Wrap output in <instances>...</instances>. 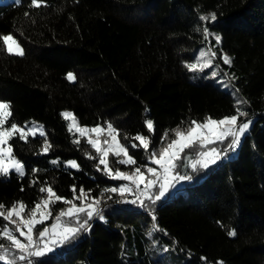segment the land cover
<instances>
[{
	"label": "trees",
	"instance_id": "16d2710c",
	"mask_svg": "<svg viewBox=\"0 0 264 264\" xmlns=\"http://www.w3.org/2000/svg\"><path fill=\"white\" fill-rule=\"evenodd\" d=\"M212 12L216 21L199 19ZM204 27L213 34L207 39ZM6 34L24 51L9 55L0 40V101L11 105L9 125L37 122L45 136L24 141L16 135L9 142L25 176H0V204L22 201L29 211L46 196L40 187L72 200L75 185L76 195L83 188L86 200H101L97 207L105 217L94 216L87 231L54 252L31 257L33 264H264V0H44L39 8L31 0L0 1V36ZM209 49L217 53L210 68L186 67ZM224 54L231 65L223 63ZM68 73L76 79L69 81ZM238 100L247 101L240 107L248 115L240 121H251L240 145L208 169L197 165L194 171L189 161L179 166V174L193 179L155 204L145 201L156 221L138 203L118 202L134 195L104 191L121 180L97 170L94 149L61 115L70 111L81 126L111 123L137 164L110 156L109 165L128 170L150 164L148 155L159 150L166 131L163 144L173 139L172 129H186L193 120L235 114ZM148 119L154 132L146 128ZM137 134L151 139L148 152L131 147L139 143ZM68 160L79 170L67 167ZM50 207L43 226L65 203ZM233 229L237 235L228 236Z\"/></svg>",
	"mask_w": 264,
	"mask_h": 264
},
{
	"label": "snow or ice",
	"instance_id": "6c2138e0",
	"mask_svg": "<svg viewBox=\"0 0 264 264\" xmlns=\"http://www.w3.org/2000/svg\"><path fill=\"white\" fill-rule=\"evenodd\" d=\"M15 3L19 4L20 0H15ZM44 3V0H31L33 7L39 8ZM27 15V13H26ZM201 21H216L217 15L215 12L207 15H201L199 17ZM204 38L207 39L213 35L208 27L203 28ZM2 40L3 50L9 55L24 54L23 48L19 41L12 35L6 34L0 36ZM221 37L216 35L215 42L219 44ZM217 55L211 49L208 52L201 51L197 63H188L186 67L190 71H196L199 69L203 71L206 68H210L213 63V59ZM205 56L210 58L204 60ZM203 60V63L200 61ZM223 63L225 65L232 64V58L227 54L222 56ZM213 77L217 75L215 71L211 73ZM69 81L76 79L73 73L67 74ZM247 104L245 100H238L235 109V114L224 116L219 119L207 117L203 122L193 120L190 122L186 129L177 127L172 129L171 132L174 136L166 144L163 141L168 140L169 132L166 131L161 137L162 146L158 151H152L148 155V161L156 167H150L147 164L134 167L131 172L121 171L119 168L113 170L109 165V154L111 153L115 157L119 158L123 156V159H117L116 163L122 165H136L137 160L132 154L129 153V148L120 143L119 131L113 127L111 123H108L106 127L96 125L88 128L80 126L76 121L73 113L65 111L61 115L65 120H70L68 130L72 132L74 129L79 133L80 137H87V143L95 150L99 161L97 164V170L103 171L110 179L124 180L129 183L123 184L120 187L107 188L104 191L110 193H118L121 197L125 194H132L135 199H124L123 203L139 204L140 207L149 209L151 218L156 221V216L151 212L150 205L145 201H151L155 204L156 201L161 200L165 196V193L175 187L174 181H190L193 179L191 175H181L176 171L178 168V162L183 159V154L186 149L194 148L199 145L204 148L208 145L223 143L226 140L230 142L227 148L220 150L217 147L208 148L207 151H201L198 153L200 159L190 162L191 168L197 170V165L202 169H208L211 165L216 164L223 155H226L229 150L235 151L240 145L242 137L246 134L250 127L251 121L241 122L240 117H246L248 113L242 111L240 105ZM12 116L11 105L9 102L0 101V176H8L11 172H16L21 178L25 176V165L17 159L13 153V147L9 143L13 137L19 136V139L27 141L29 135H35L38 128H28L26 126H19L15 122H11L9 125V118ZM146 128L151 133L154 132V122L151 119L146 120ZM8 125V126H6ZM39 134L45 136V133L40 130ZM107 138L101 140L102 135ZM93 135L95 138H93ZM139 143H133L132 148L141 147L145 152H148L150 146H152L151 139L144 134H137L134 138ZM76 144L80 143L79 138L73 141ZM51 148V144L45 138L44 146L42 148L43 153H47ZM90 159H96L94 156H89ZM58 159L51 161L53 165L58 164ZM66 166L72 169L79 170V164L76 160H68ZM101 166H103L101 168ZM33 173L37 172V169L32 170ZM35 184L36 181H31ZM134 185L135 187H131ZM158 185V188H157ZM143 186V187H141ZM157 189V194L153 195L152 190ZM23 191V188L21 189ZM41 193H46L39 202L27 211L25 214L27 205L22 201L15 202L8 208L5 205L0 204V217L7 221L0 227V237L4 238L8 243H0V261L4 264H17V261L27 264H33L31 257H43L47 253H52L55 247L64 245L67 242L75 239L81 231H87L89 228V221L94 217H99L100 220H104V215L99 207H97L101 200L92 198V202L85 205L83 201L87 199L88 194L83 188L80 189L79 195H76V186H72L73 199L69 200L57 194V192L51 186L40 187ZM103 195V194H102ZM111 199V197H109ZM80 200L81 204L77 205L74 201ZM55 202H63L70 205L66 209L61 211L55 216V222L50 226L43 227L36 233L34 230L37 225H42L47 219L52 216L51 205ZM84 213L86 218L80 219V214ZM39 214V215H38ZM62 217H68L69 222H62ZM75 219L76 226L71 225V221ZM9 224L14 225V229L9 227ZM155 227V225H154ZM14 233H18L17 236ZM228 236L235 237L237 232L233 229L228 231ZM23 238V239H21ZM15 253H18L16 255ZM11 256V259L9 258ZM201 260H206V257H201ZM217 264H223V261L217 262Z\"/></svg>",
	"mask_w": 264,
	"mask_h": 264
},
{
	"label": "rangeland",
	"instance_id": "374dc122",
	"mask_svg": "<svg viewBox=\"0 0 264 264\" xmlns=\"http://www.w3.org/2000/svg\"><path fill=\"white\" fill-rule=\"evenodd\" d=\"M1 2H7V1H15V0H0ZM206 59H208V57H205ZM205 59V60H206ZM65 112V111H64ZM68 112H70V111H68ZM247 121H249L248 119H246V120H242L241 122H247ZM67 122H68V125H69V123H71V121L70 120H67ZM21 126H26V127H28V128H38V131L36 132V134H39V131L40 130H42L43 132H44V130H43V127H42V125H40L39 123H37V122H27V123H24V124H22ZM81 126V125H80ZM84 127H88V126H84ZM91 127H94V126H91ZM91 127H88V128H91ZM104 127H106V125H104ZM74 132H76L75 131V129L73 130ZM78 135H79V133L78 132H76ZM80 136V135H79ZM82 138H84L86 141H87V137H82ZM93 138H95V136L93 135ZM105 138H107V136H106V134L105 135H102L101 137H100V139L101 140H103V139H105ZM119 138V137H118ZM174 138V137H173ZM120 140V139H119ZM230 142V138H229V140H226V141H224L223 143H216V144H212V145H208V146H206V147H204V148H201L199 145H197L196 147H194V148H190L187 152H184V154H183V159L181 160V161H179L178 162V165L179 166H184L185 165V163H187L188 161H189V165H190V162L191 161H194V160H197V159H200V157L198 156V153L199 152H201V151H207L208 150V148H211V147H217L218 149H220V150H223V149H225V148H227V145H228V143ZM120 143H122L121 141H120ZM95 151V150H94ZM231 152V154H233L235 151H230ZM96 153V152H95ZM230 154V155H231ZM97 155V154H96ZM190 155H192L191 156V158L193 157V159L191 160V158H190ZM110 156H113L114 158H116V160L117 159H123L124 157L123 156H121V157H119V158H117V157H115L114 155H112L111 153L109 154V157ZM98 157V156H97ZM109 157H108V160H109ZM98 159H99V157H98ZM148 166H150V167H156V165H152V164H147ZM125 166H132V165H125ZM179 166H178V168L176 169V171L178 172V170H179ZM133 170V168H130V169H128V170H121V171H124V172H131ZM126 183H129L128 181H124V180H121V181H119V186H117V187H120V186H122L123 184H126ZM174 184H175V187H173V188H170L166 193H165V195L167 194V193H171V192H173L175 189H177L180 185H182V183H183V181H174L173 182ZM131 187H135L134 185H130ZM141 187H143V186H141ZM157 188H158V185H157ZM153 192L155 193V194H157V189H153L152 190V194H153ZM125 195H127V194H125ZM125 197V196H124ZM135 197V196H134ZM81 202L82 201H80V200H76V201H74V203H76L77 205H79V204H81ZM92 202V200L91 201H89V200H84L83 201V203L85 204V205H87L88 203H91ZM68 207H70V205H68V204H65V207L64 208H62V209H66V208H68ZM61 211V210H60ZM59 211V212H60ZM58 212V213H59ZM57 213V214H58ZM25 214H27V211L25 212ZM39 215V214H38ZM66 219H68V217H62V222H66ZM55 222V219L49 224V225H46V226H50L52 223H54ZM8 223V222H7ZM46 226H41V225H37L36 226V229L34 230L36 233H38V231L39 230H42V228L43 227H46ZM9 227L10 228H12V229H14V225H11V224H9ZM14 234H16L17 236H19V234L18 233H14ZM21 239H23V238H21ZM0 243H4V244H7L8 242L4 239V238H2L1 237V240H0ZM56 248H58V247H55V249ZM15 254H17L18 255V253H15ZM10 258V257H9Z\"/></svg>",
	"mask_w": 264,
	"mask_h": 264
}]
</instances>
